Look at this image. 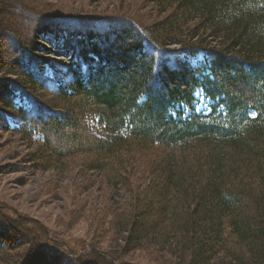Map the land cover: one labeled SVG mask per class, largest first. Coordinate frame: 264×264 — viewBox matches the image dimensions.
I'll return each mask as SVG.
<instances>
[{
    "label": "trees",
    "instance_id": "16d2710c",
    "mask_svg": "<svg viewBox=\"0 0 264 264\" xmlns=\"http://www.w3.org/2000/svg\"><path fill=\"white\" fill-rule=\"evenodd\" d=\"M151 3L144 25L0 0V129L42 168L84 158L113 234L78 257L0 207V264H264V0Z\"/></svg>",
    "mask_w": 264,
    "mask_h": 264
},
{
    "label": "rangeland",
    "instance_id": "374dc122",
    "mask_svg": "<svg viewBox=\"0 0 264 264\" xmlns=\"http://www.w3.org/2000/svg\"><path fill=\"white\" fill-rule=\"evenodd\" d=\"M23 1L33 7L47 2L61 12L81 17L121 16L144 25L165 14L151 0ZM39 144H28L19 135L0 129V207L11 219L19 216L40 222L46 228L43 239L47 246L71 250L79 257L94 250L89 243L95 241V236H103V249L109 250L106 246L113 235L108 226L111 217L108 213L104 218L96 217L109 210L110 195L103 176L88 173L80 155L68 158L63 169L35 165L31 158L42 151ZM125 257L135 264H154L153 256L140 251L127 252Z\"/></svg>",
    "mask_w": 264,
    "mask_h": 264
}]
</instances>
